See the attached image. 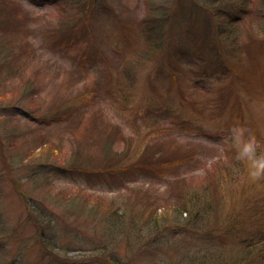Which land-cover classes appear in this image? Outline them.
<instances>
[{"label":"rangeland","instance_id":"374dc122","mask_svg":"<svg viewBox=\"0 0 264 264\" xmlns=\"http://www.w3.org/2000/svg\"><path fill=\"white\" fill-rule=\"evenodd\" d=\"M237 130L264 0H0V264H264Z\"/></svg>","mask_w":264,"mask_h":264},{"label":"clouds","instance_id":"9594fccd","mask_svg":"<svg viewBox=\"0 0 264 264\" xmlns=\"http://www.w3.org/2000/svg\"><path fill=\"white\" fill-rule=\"evenodd\" d=\"M236 135L239 136L236 159L247 164L250 182H259L264 179V153L258 151L259 145L254 136L245 139L243 130H237Z\"/></svg>","mask_w":264,"mask_h":264},{"label":"trees","instance_id":"16d2710c","mask_svg":"<svg viewBox=\"0 0 264 264\" xmlns=\"http://www.w3.org/2000/svg\"><path fill=\"white\" fill-rule=\"evenodd\" d=\"M204 20H205V19H204ZM205 21H206V20H205ZM155 50H156V53H157V52H159L160 49H159V50H158V49H155ZM158 55H161V54H158Z\"/></svg>","mask_w":264,"mask_h":264}]
</instances>
